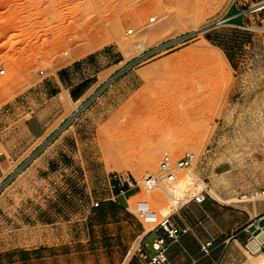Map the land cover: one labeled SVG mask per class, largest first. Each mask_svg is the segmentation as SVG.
<instances>
[{
    "label": "rangeland",
    "instance_id": "374dc122",
    "mask_svg": "<svg viewBox=\"0 0 264 264\" xmlns=\"http://www.w3.org/2000/svg\"><path fill=\"white\" fill-rule=\"evenodd\" d=\"M263 2L0 0V264H149L140 237L156 223L136 204L159 219L176 207L142 183L187 153L206 156L177 173L173 188L187 185L178 206L203 187L226 202L260 198L264 8H251ZM138 93L167 112L145 118L159 123L162 146L126 165L123 149L95 141L109 109ZM50 108L61 125L33 141L26 120Z\"/></svg>",
    "mask_w": 264,
    "mask_h": 264
},
{
    "label": "crops",
    "instance_id": "0c3cea01",
    "mask_svg": "<svg viewBox=\"0 0 264 264\" xmlns=\"http://www.w3.org/2000/svg\"><path fill=\"white\" fill-rule=\"evenodd\" d=\"M55 110L50 108L43 116L26 120L25 129L33 141L44 144L55 135L61 125L54 120ZM128 187L133 189L130 184ZM218 194L221 199L210 195L201 204L189 201L170 214L177 241L168 239L160 229L144 232L140 237L143 256H153L155 240L164 238L168 264H257L264 256V199L245 201L237 197L226 202L225 194ZM207 243L211 247L205 255L202 248Z\"/></svg>",
    "mask_w": 264,
    "mask_h": 264
},
{
    "label": "bare ground",
    "instance_id": "6f19581e",
    "mask_svg": "<svg viewBox=\"0 0 264 264\" xmlns=\"http://www.w3.org/2000/svg\"><path fill=\"white\" fill-rule=\"evenodd\" d=\"M260 5L264 6V2L257 5V6H260ZM152 21H154V20H152ZM4 24H6V19L5 20L3 18H2V20L0 19V25H4ZM123 96L125 98V95H123ZM66 97H67V95H60L59 101L61 103H65ZM78 103L79 102L73 103V110L78 109L77 108ZM117 105H119V107H117L118 108L117 110H115V108H114V110L112 108L109 109L110 111L106 115L105 123L103 124V126H101L102 128H99L100 130H98V132H97V140L95 141L96 142L95 145L99 149L100 152L101 151L111 152L110 154H112V152L113 153L116 152L115 154H117L120 150H121V152H123V150H124L123 154H121V155H125L124 156L125 161L122 160L123 158L120 154L117 156H121V159L118 158L117 160L120 159V163H122V162L125 163L133 155L135 157L136 154L144 152V151H146V149L148 151L150 146L156 147V145H159L160 137L157 138L156 141L154 140V138L159 136V133L161 130L159 123H155L153 120H146L145 118H146V116H149V115H154V117L156 115L165 116L167 114V112L164 111L163 109L158 108L156 106L155 100L151 96H148V95L141 96L139 93L134 95L133 97L129 98L126 101L122 100V99L118 100ZM114 106H115V104H114ZM175 117H177V116L175 115ZM169 134H170V132H169ZM168 136L169 135L167 134V137ZM103 154H106V153H103ZM117 156H116V158H117ZM134 157H132V159ZM154 161H156V160H154V159L148 160V164L146 165V167L153 166ZM131 162H132V160H131ZM124 163H123V165H124ZM129 163H125V164L127 165ZM148 168H150V167H148ZM28 170H29V168H27L25 171H22L18 176H22V174H25ZM188 174L190 175V173H188ZM188 174L186 177L187 179L190 177V176L188 177ZM187 179H186V181H188ZM184 180H185V178H184ZM186 181H185V185L187 183ZM177 183H179V182H177ZM182 187L183 186H179V188H177V189L173 188L172 190H169V196H167L168 198L170 197L169 200H171V202L176 207L175 210H177L181 206V205L178 206V200L180 199V196L177 194L181 193ZM185 187H187V185ZM185 187H183V188H185ZM197 187H198V185H197ZM199 187H201V186H199ZM210 189H211V187H210ZM213 190L216 191V189H213ZM183 192L184 191H182V193ZM214 195H215L214 196L215 198L221 199L219 197V194L214 193ZM241 198L243 200L256 201V200H258L259 196L253 194L250 196H243ZM259 199H264V192L260 195ZM260 258L261 259L258 260L257 264H264V256H261Z\"/></svg>",
    "mask_w": 264,
    "mask_h": 264
},
{
    "label": "built area",
    "instance_id": "2783aa9c",
    "mask_svg": "<svg viewBox=\"0 0 264 264\" xmlns=\"http://www.w3.org/2000/svg\"><path fill=\"white\" fill-rule=\"evenodd\" d=\"M3 74L4 71H1V75ZM77 111L78 109L74 110L75 113H77ZM205 156L206 155L203 154L199 157H196L194 154L187 153L175 162L170 160L161 161L157 171L154 174L147 176L142 183V188L145 194H149L154 190H160L163 191L166 196H169V190L173 189V185L177 180V173L186 172V170H188L198 160H205ZM120 182L122 185L125 183L122 181ZM190 185L192 184L190 183ZM187 193H190L187 202L192 201L197 204H201L206 198L210 197L207 187H203L200 190L194 192L188 191ZM121 195L124 196L125 194L121 192ZM179 201H181V199H179L178 202ZM136 213L137 216L145 223H156L152 230H163L167 234L168 239L177 241L178 237L173 225L170 222V215L162 216V218L159 219L158 214L152 211L150 204L147 201L137 202ZM210 247L211 243H207L205 246H203L202 250L205 255L209 253ZM153 249L155 250V254L148 257L149 264H168V244L166 240L164 238L156 239L153 244Z\"/></svg>",
    "mask_w": 264,
    "mask_h": 264
},
{
    "label": "water",
    "instance_id": "95a60500",
    "mask_svg": "<svg viewBox=\"0 0 264 264\" xmlns=\"http://www.w3.org/2000/svg\"><path fill=\"white\" fill-rule=\"evenodd\" d=\"M264 6H256V7H254V8H251V10H256V9H261V8H263Z\"/></svg>",
    "mask_w": 264,
    "mask_h": 264
}]
</instances>
